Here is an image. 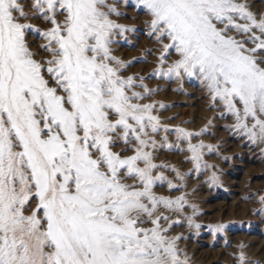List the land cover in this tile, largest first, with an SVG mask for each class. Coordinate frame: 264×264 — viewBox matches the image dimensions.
Wrapping results in <instances>:
<instances>
[{
    "label": "snow or ice",
    "instance_id": "1",
    "mask_svg": "<svg viewBox=\"0 0 264 264\" xmlns=\"http://www.w3.org/2000/svg\"><path fill=\"white\" fill-rule=\"evenodd\" d=\"M137 2L163 49L153 75L197 77L235 129L264 142V16L240 0ZM31 6V18L51 25L35 29L48 53L39 60L27 39L34 26L22 22L26 5L0 0V264H187L180 237H169L160 224L168 218L156 214L184 205L183 196L153 191L167 180L154 174L167 167L154 152L168 129L155 105L141 102L153 90L123 76L127 63L111 54L114 34L130 30L111 16L126 13L108 0ZM170 49L177 58L165 67ZM174 131L199 169L205 146Z\"/></svg>",
    "mask_w": 264,
    "mask_h": 264
},
{
    "label": "rangeland",
    "instance_id": "2",
    "mask_svg": "<svg viewBox=\"0 0 264 264\" xmlns=\"http://www.w3.org/2000/svg\"><path fill=\"white\" fill-rule=\"evenodd\" d=\"M108 2L126 13L112 15L111 19L130 29L122 35L114 34L111 54L127 63L121 73L123 76H135L136 83L142 82L153 90L141 102L153 103V114L159 117L161 126L168 129L156 136L158 142L166 136L167 143H158L154 152V162L167 166L157 168L154 174L163 173L167 180L157 182L153 191L157 196L184 197L182 208L159 207L156 214L168 218L160 224L169 229V237H180L177 247L187 264H241V252L243 264H264V142L252 141L235 129V117L227 114L219 101L213 102L206 86L197 77L177 79L153 75L163 49L151 34L150 15L137 0ZM240 2L246 3L258 16H264V0ZM19 3L26 5L24 10L29 14L22 22L34 26L27 30V39L32 50L38 52L36 58H47L48 53L40 48L45 40L35 29L46 30L51 25L42 17L31 18L32 0H19ZM163 42L168 43L167 40ZM176 58L175 50L170 49L165 67ZM135 91L143 92L144 89L136 88ZM177 128L195 134L191 137L192 144L205 146L200 150L199 169L190 159L189 141L178 138L174 131ZM123 147L124 144H117L114 150L120 151ZM169 181L175 187H170ZM217 225L225 227L217 231Z\"/></svg>",
    "mask_w": 264,
    "mask_h": 264
}]
</instances>
